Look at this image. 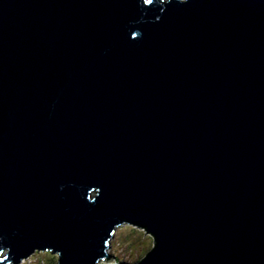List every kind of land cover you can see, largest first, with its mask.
<instances>
[{
  "label": "water",
  "instance_id": "1",
  "mask_svg": "<svg viewBox=\"0 0 264 264\" xmlns=\"http://www.w3.org/2000/svg\"><path fill=\"white\" fill-rule=\"evenodd\" d=\"M122 225L138 264H264V0H0V264Z\"/></svg>",
  "mask_w": 264,
  "mask_h": 264
},
{
  "label": "rangeland",
  "instance_id": "2",
  "mask_svg": "<svg viewBox=\"0 0 264 264\" xmlns=\"http://www.w3.org/2000/svg\"><path fill=\"white\" fill-rule=\"evenodd\" d=\"M107 244L109 249L105 250V254L113 260L104 258L96 264H118V262L138 264L147 255L144 256L147 249L151 251L153 248V238L149 234L145 235L144 229L133 225H122L115 230L112 239ZM6 254L7 252H4L3 256ZM57 259L56 254L34 251L27 258L22 259L20 264H54Z\"/></svg>",
  "mask_w": 264,
  "mask_h": 264
},
{
  "label": "trees",
  "instance_id": "3",
  "mask_svg": "<svg viewBox=\"0 0 264 264\" xmlns=\"http://www.w3.org/2000/svg\"><path fill=\"white\" fill-rule=\"evenodd\" d=\"M148 250H149V249H147V251L145 252L144 256L150 251V250H149V251H148ZM49 261L51 262V259H49ZM56 262H58V259H57ZM56 262H55V263H56ZM53 263H54V262H53ZM55 263H54V264H55ZM118 264H123V263L118 262Z\"/></svg>",
  "mask_w": 264,
  "mask_h": 264
},
{
  "label": "snow or ice",
  "instance_id": "4",
  "mask_svg": "<svg viewBox=\"0 0 264 264\" xmlns=\"http://www.w3.org/2000/svg\"><path fill=\"white\" fill-rule=\"evenodd\" d=\"M151 2V0H144L145 4H149Z\"/></svg>",
  "mask_w": 264,
  "mask_h": 264
}]
</instances>
